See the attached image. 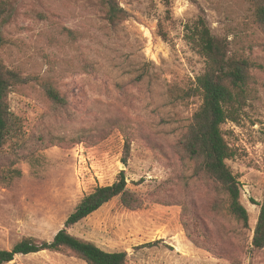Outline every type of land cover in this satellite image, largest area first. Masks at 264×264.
<instances>
[{"label":"rangeland","instance_id":"rangeland-1","mask_svg":"<svg viewBox=\"0 0 264 264\" xmlns=\"http://www.w3.org/2000/svg\"><path fill=\"white\" fill-rule=\"evenodd\" d=\"M113 2L123 10L114 25L103 0H8L0 15L1 62L21 76L7 97L17 129L0 150V249L27 236L50 240L86 194L123 170L141 207L130 210L115 197L69 233L125 251L128 264H264V251L251 246L258 209L251 199L259 203L264 191V34L251 2ZM199 18L226 40L229 55L251 64L238 119L221 125L234 151L226 163L248 211L246 230L181 150L201 103L198 94L180 97L206 66L189 39ZM47 86L65 106L46 97ZM191 212L215 255L188 239L181 219L190 224ZM4 264L86 263L42 250Z\"/></svg>","mask_w":264,"mask_h":264},{"label":"trees","instance_id":"trees-1","mask_svg":"<svg viewBox=\"0 0 264 264\" xmlns=\"http://www.w3.org/2000/svg\"><path fill=\"white\" fill-rule=\"evenodd\" d=\"M253 6V22L264 34V0H249ZM8 0H0V15ZM106 18L111 24L121 18L123 10L113 0H103ZM189 39L198 53L205 59L203 74L195 79L193 87L183 91L180 97L200 95L201 103L193 112L187 133L181 141V150L185 158L193 163V173L211 180L222 195L220 205L243 230L249 228L248 211L240 201V188L237 176L227 165L226 160L234 156V151L224 139L221 125L226 121L238 119L241 105L245 100L248 86V70L251 66L247 58L237 54H228L225 39L212 35L202 18L195 23ZM20 74L6 68L0 59V150L17 129V120L8 104V94L21 82ZM45 95L58 106H65L66 100L51 86L45 88ZM117 125L116 122H109ZM88 134L78 137L75 143L83 141ZM126 149L130 139L125 138ZM125 162V160L123 161ZM118 197L122 206L136 210L141 207V199L127 188L124 171L121 170L111 184L96 186L86 194L67 216L63 227L50 240L23 237L10 249H0V264L13 260L15 255L35 253L42 250L69 253L86 264H128L125 251H106L94 242L77 237L68 232V228L84 219L103 204ZM259 205V213L252 229L251 246L264 251V191L261 202L251 199ZM219 202H215V206ZM192 213L190 224L181 219L188 239L197 247L214 254L206 244L209 239L201 217ZM191 226V228H190ZM192 229V230H191ZM194 231L195 236H192ZM215 255V254H214Z\"/></svg>","mask_w":264,"mask_h":264},{"label":"crops","instance_id":"crops-1","mask_svg":"<svg viewBox=\"0 0 264 264\" xmlns=\"http://www.w3.org/2000/svg\"><path fill=\"white\" fill-rule=\"evenodd\" d=\"M262 197H263V195H262ZM261 200H262V198H261ZM260 202H261V201H260ZM257 213H259V205H258V209H257V211H256V215L258 216ZM256 219H257V217H255V219H254V225H255ZM254 225H253V228H254ZM253 228H252V229H253Z\"/></svg>","mask_w":264,"mask_h":264},{"label":"built area","instance_id":"built-area-1","mask_svg":"<svg viewBox=\"0 0 264 264\" xmlns=\"http://www.w3.org/2000/svg\"><path fill=\"white\" fill-rule=\"evenodd\" d=\"M77 178H79L78 175H77Z\"/></svg>","mask_w":264,"mask_h":264}]
</instances>
